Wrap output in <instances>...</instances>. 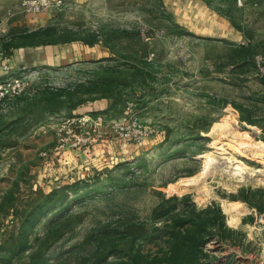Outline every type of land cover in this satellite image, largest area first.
Returning <instances> with one entry per match:
<instances>
[{
  "label": "rangeland",
  "instance_id": "obj_1",
  "mask_svg": "<svg viewBox=\"0 0 264 264\" xmlns=\"http://www.w3.org/2000/svg\"><path fill=\"white\" fill-rule=\"evenodd\" d=\"M20 1L0 4V264H115L117 239L155 253L138 235L173 198L219 207L210 264H264V0H199L198 20L195 0ZM45 28L95 43L12 66Z\"/></svg>",
  "mask_w": 264,
  "mask_h": 264
},
{
  "label": "trees",
  "instance_id": "obj_2",
  "mask_svg": "<svg viewBox=\"0 0 264 264\" xmlns=\"http://www.w3.org/2000/svg\"><path fill=\"white\" fill-rule=\"evenodd\" d=\"M50 31L48 28L33 31L27 33L25 38L43 36L44 39L39 45L81 41L92 46L95 43L92 38L76 39L65 35L57 36L56 39H49ZM36 44V42L31 43V45ZM259 83L264 89V76L259 79ZM259 102L264 105V101ZM237 110H239L242 122L259 126L257 121H252L253 115L250 110L246 108ZM262 114L264 115V113ZM260 124L264 128V122ZM172 201L177 202L170 205L169 203ZM152 220L155 226L152 231L147 235L138 236L145 240V244L158 247V251L143 253L142 249H134L135 239L134 241L132 239L130 241L117 239L116 243H111L110 246L112 247H109L110 252L115 256V264H210L205 252L206 245L213 238L222 240V231L225 227L219 207L211 204L204 209L196 210L195 205L190 203L187 198L179 201L175 198L165 201L153 211ZM122 241L129 243L128 250L118 249V244Z\"/></svg>",
  "mask_w": 264,
  "mask_h": 264
},
{
  "label": "crops",
  "instance_id": "obj_3",
  "mask_svg": "<svg viewBox=\"0 0 264 264\" xmlns=\"http://www.w3.org/2000/svg\"><path fill=\"white\" fill-rule=\"evenodd\" d=\"M3 2V0H0V4ZM195 4V5H193ZM193 4L191 7H195V20L206 18L207 14L205 10L208 12L206 7L199 1L195 0L193 1ZM191 5V4H190ZM197 7H200L198 9ZM203 9V10H202ZM193 18V19H194ZM213 19V18H212ZM77 55L76 52L73 50L68 49L66 47L65 49H61V47H57L54 45L51 46H45L43 48H28L25 50H19L17 51V54L13 56V65L12 66H18L22 64L27 65H38V64H54L57 62H60V60L64 57H75Z\"/></svg>",
  "mask_w": 264,
  "mask_h": 264
},
{
  "label": "built area",
  "instance_id": "obj_4",
  "mask_svg": "<svg viewBox=\"0 0 264 264\" xmlns=\"http://www.w3.org/2000/svg\"><path fill=\"white\" fill-rule=\"evenodd\" d=\"M238 4L241 3L240 0H237ZM62 5V0H21L20 8L24 13L27 14H39L45 10L57 9ZM4 68H7L4 66ZM17 84V83H16ZM3 87L0 86V96H3ZM152 130L140 131V138L152 137L154 135Z\"/></svg>",
  "mask_w": 264,
  "mask_h": 264
},
{
  "label": "bare ground",
  "instance_id": "obj_5",
  "mask_svg": "<svg viewBox=\"0 0 264 264\" xmlns=\"http://www.w3.org/2000/svg\"><path fill=\"white\" fill-rule=\"evenodd\" d=\"M236 164H237V163H236ZM240 165H241V163L239 162L237 166L241 169V166H240ZM242 171H244V170H242ZM245 171H247V170L245 169ZM239 172H240V171H239ZM239 172H238V173H239ZM240 173H241V172H240ZM233 174H234V173H233ZM235 174H236V173H235ZM263 177H264V176H263ZM239 179H240V178H239ZM250 179H251V178H250Z\"/></svg>",
  "mask_w": 264,
  "mask_h": 264
}]
</instances>
